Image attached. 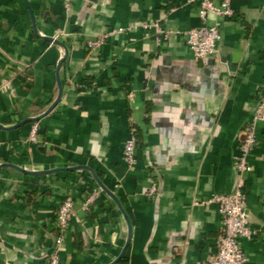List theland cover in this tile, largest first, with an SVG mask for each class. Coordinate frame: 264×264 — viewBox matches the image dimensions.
<instances>
[{
    "label": "crops",
    "instance_id": "0c3cea01",
    "mask_svg": "<svg viewBox=\"0 0 264 264\" xmlns=\"http://www.w3.org/2000/svg\"><path fill=\"white\" fill-rule=\"evenodd\" d=\"M0 0V163L33 170L94 169L119 199L131 238L115 264H199L215 251L221 216L212 199L231 193L240 135L264 93V0H230L209 15L221 38L196 59L184 32L201 24L187 0ZM157 23L166 35L152 26ZM141 25H146L143 27ZM104 37L90 50L87 42ZM129 93H133L129 97ZM37 125V141H29ZM134 127L135 162L123 161ZM245 175V264H264V120ZM100 175H98V173ZM155 184L157 190L147 195ZM97 191L87 209L85 199ZM71 199L59 264H111L127 239L117 204L84 170L31 175L0 167V264H48L56 211Z\"/></svg>",
    "mask_w": 264,
    "mask_h": 264
},
{
    "label": "built area",
    "instance_id": "2783aa9c",
    "mask_svg": "<svg viewBox=\"0 0 264 264\" xmlns=\"http://www.w3.org/2000/svg\"><path fill=\"white\" fill-rule=\"evenodd\" d=\"M72 0H64L66 6L71 4ZM188 3H197V15L201 24L197 27L189 28L184 32V41L192 55L196 59L206 61L217 53V45L221 38L218 23H209V15L215 17L231 16L233 11L230 6V0H187ZM147 27L146 25H141ZM160 35H166L157 23L152 25ZM104 42V37L91 39L87 42V47L93 50ZM133 93H129L132 97ZM264 120V93L261 95L256 109L254 111L252 122L245 127L240 135L237 152L234 155L233 166L237 176L235 188L231 193L218 194L213 197V201L218 205V211L221 216L220 235L216 240L215 251L209 255L205 261L199 264H245L247 257L242 248L241 239L250 238L254 231L250 228L247 219L246 194H245V175L252 169L247 157L257 143L255 135V123ZM29 141H37V125L34 124L30 131ZM137 137L135 128L131 127L129 136L123 144V161L132 166L135 162V147ZM157 188L153 184L147 195H153ZM97 191H93L83 204L87 209L93 202ZM73 216V205L71 199H65L58 206L56 211V234L52 239L48 252V264H59V247L62 242V231L68 225Z\"/></svg>",
    "mask_w": 264,
    "mask_h": 264
},
{
    "label": "water",
    "instance_id": "95a60500",
    "mask_svg": "<svg viewBox=\"0 0 264 264\" xmlns=\"http://www.w3.org/2000/svg\"><path fill=\"white\" fill-rule=\"evenodd\" d=\"M24 2L26 3L30 14H31V18H32V24H33V30L36 32V27H35V19H34V15L33 12L31 10L30 4L28 2V0H24ZM44 39L48 40L49 42L56 44V45H60L63 49V55L61 56V58L58 60L57 63V67H56V82H57V87H58V94L56 96V98L54 99V101L49 105V107L41 114L37 115V116H33V117H27L21 121H19L18 123L9 126V127H4L3 125L0 124V128L2 129H12L15 128L17 126H20L26 122H36L37 120H39L40 118H42L43 116L47 115L59 102L60 97H61V93H62V86H61V82L59 80V69L61 67V64L63 62V60L66 58L67 56V48L66 46L59 40L57 39L55 36L53 35H44L42 36ZM2 166H11L15 169H17L18 171L22 172V173H26V174H31V175H40L43 173H51V172H55L58 170H78V169H84L86 171H88L92 178L94 179V181L96 182L98 188L100 190H102L103 192H105L118 206V208L120 209V211L122 212L124 219L127 223V227H128V235H127V239L123 245V248L120 252V254L118 255V257L111 263V264H115L116 261L123 255V253L125 252L130 238H131V224L129 221V218L126 214V212L124 211L119 199L117 198V196L113 193V191H111L110 189H108L104 183L101 181V179L97 176L96 172L94 171V169H92L91 167L87 166V165H73V166H69V167H57V168H53V169H47V170H33V169H27L24 167H20L16 164H12V163H8V162H2L0 163V167Z\"/></svg>",
    "mask_w": 264,
    "mask_h": 264
},
{
    "label": "trees",
    "instance_id": "16d2710c",
    "mask_svg": "<svg viewBox=\"0 0 264 264\" xmlns=\"http://www.w3.org/2000/svg\"><path fill=\"white\" fill-rule=\"evenodd\" d=\"M136 133V132H135ZM98 173V175H100V173L99 172H97Z\"/></svg>",
    "mask_w": 264,
    "mask_h": 264
}]
</instances>
